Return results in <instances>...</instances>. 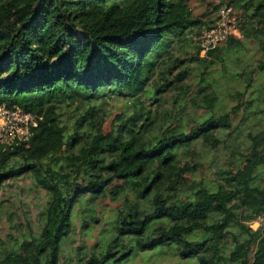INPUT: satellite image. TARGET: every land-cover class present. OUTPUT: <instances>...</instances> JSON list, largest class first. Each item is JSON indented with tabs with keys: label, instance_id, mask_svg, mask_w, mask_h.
<instances>
[{
	"label": "trees",
	"instance_id": "16d2710c",
	"mask_svg": "<svg viewBox=\"0 0 264 264\" xmlns=\"http://www.w3.org/2000/svg\"><path fill=\"white\" fill-rule=\"evenodd\" d=\"M230 2L243 11L236 15L241 35L205 58L197 44L188 58L175 55L174 45L192 43L195 30L215 22L195 16L189 0H0V106L31 113L37 123L27 140L0 148V187L30 173L51 194L40 233L0 264H62L75 206L85 197L94 204L116 179L133 196L123 195L114 234L99 237L85 264L170 245L200 264H264V230L247 225L264 214V129L249 133L250 144L235 147L240 155L209 183L196 177L203 155L188 151L198 143L225 147L230 110L208 91L193 102L205 109L193 125L180 97L197 65L213 56L206 67L220 66L217 80L238 79L253 64L250 73L264 74V0ZM214 81L206 87L216 91ZM113 97L136 108L105 131L103 104ZM121 191L109 193L115 200ZM90 210L84 232L98 221L96 207Z\"/></svg>",
	"mask_w": 264,
	"mask_h": 264
},
{
	"label": "rangeland",
	"instance_id": "374dc122",
	"mask_svg": "<svg viewBox=\"0 0 264 264\" xmlns=\"http://www.w3.org/2000/svg\"><path fill=\"white\" fill-rule=\"evenodd\" d=\"M231 0H189L193 14L203 22L214 20L217 16L221 3H231ZM233 4V3H232ZM243 11L236 8V15L241 18ZM205 29L193 32L192 43L184 41L175 44L173 51L175 55L181 57H194L197 51L195 37ZM240 35V31L236 34ZM225 43L220 44L223 46ZM250 54L256 60L262 54L257 49L255 42H248ZM215 54H220L219 50ZM200 57L205 58L206 54L200 52ZM203 62L195 68L193 75L188 81L189 86L180 93L184 97L185 107L183 108L184 119H194L203 115L205 109L195 107V99L200 102L201 96L208 91H213L218 96L217 104H223L225 110H230L233 127L224 132L226 139L225 147L204 149L199 143L192 146L188 155H203V163L198 166L196 177L205 179L209 183H216L218 176L216 169L223 164L227 165L231 155L239 156V152H234V148L240 145V151H244L250 144L249 133H258L264 129V74L261 72L250 73L256 64L245 70L238 79H226L221 75L217 80L216 65L206 67L212 59ZM192 61V60H190ZM192 63V62H191ZM237 64V63H236ZM196 65L195 63L192 64ZM237 67H239L237 65ZM235 68L233 69V71ZM241 71V70H239ZM220 73V72H219ZM215 80V81H214ZM218 82L217 90L206 87L209 82ZM203 89L200 93L199 91ZM147 103V98L142 96ZM197 102V103H198ZM238 107L236 110L234 108ZM107 113L104 124L105 131L112 129L117 115L127 112L132 113L136 106L128 97H113L103 104ZM153 108H158L157 106ZM163 107L158 108V113ZM71 116V115H70ZM175 121V118H173ZM176 123V122H175ZM185 176L191 179L192 174L187 172ZM126 187L124 180L116 179L109 186L108 191L119 190L122 193L115 200L109 192L105 196L95 199V203H88L87 197L82 198L74 208L73 221L75 228L69 235V240L64 245L62 254V264H85L91 256L92 248L96 245L99 237L104 234L106 237L114 234L115 217L119 208L123 206V195L133 196ZM125 189V190H124ZM51 194L37 186L32 174H25L21 177L7 180L0 187V257L10 251L17 249L24 239H31L38 235L42 226V211L49 200ZM96 207V217L98 221L93 223L85 232L82 229V219H91V208ZM120 255H115L106 264H200L196 258H183L176 251L175 245L160 246L148 251H135L126 258L115 261Z\"/></svg>",
	"mask_w": 264,
	"mask_h": 264
},
{
	"label": "built area",
	"instance_id": "2783aa9c",
	"mask_svg": "<svg viewBox=\"0 0 264 264\" xmlns=\"http://www.w3.org/2000/svg\"><path fill=\"white\" fill-rule=\"evenodd\" d=\"M240 31L234 7L221 3L213 26L202 30L196 37L201 53L207 54L209 50L224 43L230 36ZM241 35V34H240ZM239 35V36H240ZM33 114L26 113L20 108L8 109L0 106V148L25 141L31 135L32 126H36ZM253 231L264 230V214L257 215L247 222Z\"/></svg>",
	"mask_w": 264,
	"mask_h": 264
}]
</instances>
